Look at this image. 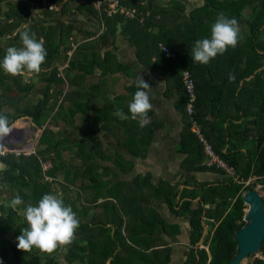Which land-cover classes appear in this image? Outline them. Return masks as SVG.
<instances>
[{
  "label": "crops",
  "instance_id": "0c3cea01",
  "mask_svg": "<svg viewBox=\"0 0 264 264\" xmlns=\"http://www.w3.org/2000/svg\"><path fill=\"white\" fill-rule=\"evenodd\" d=\"M21 1L26 0H0V27L12 20H22L9 16L11 10ZM28 1L29 17L23 20L18 29L7 35V38L11 36L10 39H3V44L0 40V45H5L7 40L16 37L21 41L19 34L28 28L39 25L53 27L58 35L65 25L72 28L71 44L77 46L74 52L80 53L76 56V64L88 70L93 64L100 65L84 78H75V72L72 73L69 90L72 98L67 105L71 109L89 106L90 113L85 114L79 107L73 125L59 121L69 131L59 137L61 140L68 138L70 141V134H75L76 140L87 139L86 136H89L87 148H90L94 158L92 165H96L86 180L84 193L79 190L80 183H68L70 190L64 191L63 177L53 178L55 192L58 191L59 197L65 196L73 201L68 205L78 214L80 225L86 224L85 227L80 226L76 237L86 235V245L91 241L96 244L97 241L108 242L110 237L116 238L117 244H124V238L130 235L135 239L134 245L140 247L146 248L153 244L160 250L171 248L170 264H184L190 248L189 221L183 216L171 213L164 198L154 192L152 184L177 185L181 193L187 187L184 185L185 181L195 188L194 180L212 183L220 178L219 174L212 171L193 172L184 167L187 155L180 153L181 142L188 133L187 124L192 122L186 111L187 104L186 107L184 104L183 90L179 88L183 71L191 69V74L198 76L204 86L199 103L204 121L213 128L227 115L228 122L236 110L230 106L231 98L222 86L231 72L230 66L235 58L248 51V39L242 34L241 27L245 22L239 23L242 36L238 45L229 48L223 55H217L207 65H202L192 60L191 49L199 38L210 37L211 27L207 31L208 25L212 26L217 17L212 14L210 17H201V20L197 16L190 20L191 13L203 6V0H140L141 4L151 1L154 9L167 10L149 34L153 37L159 35L164 39L161 43L168 46L174 54L170 59L159 49L158 42L151 49L140 50L139 56L137 47L129 40L127 33L137 39L140 37V29L128 27L126 21L113 23L110 20L106 24L94 0L91 5H86V0H42L40 7L34 6L33 0ZM47 3L54 4L56 10L49 11L45 6ZM63 38L65 40L68 37L65 35ZM174 43L181 50H173ZM85 54L88 56L86 64L82 61ZM168 60H173V66L168 65ZM66 62L67 60L58 63L57 66L62 67ZM139 74L152 87L153 110L149 112L150 123L143 128L139 126L138 120L131 118L128 120L132 122L122 120L123 125L120 122L115 123L121 121L114 115L117 108L131 116L128 104L137 90L132 82ZM32 75L24 72V79L27 81ZM251 97V94L245 95V106L252 103ZM95 111L102 121H94ZM54 123L52 129L58 135L60 128ZM91 132H99L103 137L102 141L92 143L91 137L94 135ZM152 132L153 137L149 138ZM79 161L81 162L80 159ZM55 183L58 189H55ZM179 197L180 194L178 199ZM7 205L10 206L9 203ZM119 215L123 217V224ZM20 218L23 223L26 222L23 212L20 213ZM90 224L94 227H90ZM68 247L69 245L57 249L53 264H87L80 261L68 262L65 258ZM150 252L152 248L147 251ZM33 254L40 255L41 252L36 250Z\"/></svg>",
  "mask_w": 264,
  "mask_h": 264
},
{
  "label": "trees",
  "instance_id": "16d2710c",
  "mask_svg": "<svg viewBox=\"0 0 264 264\" xmlns=\"http://www.w3.org/2000/svg\"><path fill=\"white\" fill-rule=\"evenodd\" d=\"M121 1L126 7L136 8L138 18L133 20L125 19L122 16L109 18L105 13L99 11L105 18L106 24L110 20L113 23L126 21L128 27L140 29V37H135L137 39L128 36L127 33V37H130L129 40L137 47L138 55L140 50L151 49L157 45V42L164 41L161 36L153 37L149 33H152L156 23L161 21L167 10L154 9L151 1L148 4H141L140 0ZM28 2V0L18 2L16 7L11 10L9 14L11 18L15 16L22 20H12V22L2 25L0 40L6 39L8 34L18 29L29 17ZM203 2L201 8L191 13L190 20L195 19L196 16L201 20V17H210L212 14L217 15L220 12H224L228 17L241 16L246 9H251L253 17L255 16V23L251 24L253 37L256 39L261 32H264V0H203ZM32 3L36 7L42 6V0H33ZM90 3L92 0H86V5H91ZM28 31L35 32L38 40L43 39L48 52L46 62L42 65L41 72L32 73L31 79L27 81L24 79V74L11 76L0 68V112L8 116L12 125L23 118L30 120L31 129L33 131L42 130V134L37 143L35 154L20 157L10 153L4 156L0 155V165L4 166V168H0V264L54 263L57 250L52 254L41 253L40 255L33 254L37 249L23 252L14 245L10 246L3 236L12 235L13 238H17L21 234V229L28 226L27 222L23 223L20 218V213L28 204L36 205L44 194L58 195V191L54 190V179L46 181V177L62 176L65 181L62 185L64 191L70 190L71 186L68 183L73 185L80 183L79 190L84 193L86 180L96 166L92 165L91 162L94 158L90 148H87L89 139L82 138L76 144V149L72 150L70 142L66 141L68 138L61 140L60 136L52 129V123L54 120H62L66 125H73L79 107L85 114L90 113L89 106L71 109V106L67 105V102H70L72 98L69 93L72 73L75 72V78H84L91 75L100 65L93 64L88 70L76 64V56L80 53L75 51L76 53L73 52L69 67L63 77L60 75V66L58 67L57 64L69 60L68 53L72 48L70 40L72 28L64 25L58 35L55 28H45L43 25L28 28ZM65 35L68 38L64 40L63 36ZM12 46L21 47L22 42L16 37L13 40H7L5 45H0V60L6 54V49ZM172 47L173 50H181L175 43L172 44ZM248 47L253 48V50H248L250 56L248 55L245 61L241 60V57L238 58L240 66H233L234 62L231 64V72L222 86V89H226L231 98L230 106L236 110L228 122L227 115L222 119L223 121L219 120L220 122L213 128H210L211 126L204 121L205 117L199 110L201 90L204 86L200 83L198 76L193 75L198 95L195 118L201 126L203 125L205 137L212 145L214 152L234 169L235 175L229 176L221 169L206 166L203 145L190 131L191 123L189 122L186 128L188 133L184 135L180 148V153L187 155L184 167L193 172L212 171L219 174L220 178L212 183L194 180L195 188L185 181L184 185L191 186V188L185 187L181 193L180 187L177 185L155 186L152 184L154 192L164 198V203L170 212L183 216L189 221L190 248L184 264H229L238 253L236 233L246 225L244 216L248 207L244 203V194L249 190L256 189L258 185H264V69L256 73L250 81L246 80L259 68L264 67V50H262L258 39L257 41L248 39ZM83 56L82 61L86 64L88 56L86 54ZM171 64L173 66V60H168V65L171 66ZM230 75L234 76V79H229ZM34 78H38V81H34ZM241 82H243L242 85ZM38 83L42 88L40 98L34 103L26 101L29 94L37 89ZM179 90H183L186 107L188 97L182 81ZM246 94L252 96V103L247 106L243 103ZM60 96H63L61 102H59ZM94 121H102V118L100 120L98 117L97 111L94 113ZM226 123L227 126H225ZM152 137L153 132L149 138ZM62 143L63 147H60ZM64 151H68L70 155L69 163L61 161ZM78 159L81 162H78ZM47 162L51 164V168L44 171L43 165ZM6 191L14 193V196L9 198V204L17 195L22 197L24 204L13 210L4 199ZM61 198L66 205L73 202L65 196ZM119 219L123 224V217L119 215ZM85 225L81 224L80 226L85 227ZM204 226H207L208 232L203 247H197L203 235ZM85 239L86 235H77L69 245L65 256L68 262L80 261L87 264H107L108 261L110 264H170L171 262V248L166 247L160 250L153 244L146 248L140 247L134 245L135 239L130 235L128 238H124V244H117L116 238L110 237L108 242L97 241L96 244L91 241L86 245ZM151 248L152 252L147 253ZM260 253L264 256V242Z\"/></svg>",
  "mask_w": 264,
  "mask_h": 264
},
{
  "label": "clouds",
  "instance_id": "9594fccd",
  "mask_svg": "<svg viewBox=\"0 0 264 264\" xmlns=\"http://www.w3.org/2000/svg\"><path fill=\"white\" fill-rule=\"evenodd\" d=\"M19 35L22 46L8 47L0 60V68L11 76L23 75L25 71L40 73L48 55L44 41L38 40L36 33L28 30ZM240 38L241 28L238 20L220 12L211 26L210 37L195 41L191 49L192 60L207 65L217 55H223L229 48H235ZM229 79H234V76L230 75ZM132 83L137 90L128 104L131 116L120 108L116 109L114 115L120 120H138L139 126L143 128L150 123L149 112L153 110L152 87L141 74L137 75ZM12 132L13 126L8 116L0 112V149L4 147L5 138ZM23 204L24 200L18 195L10 201L13 210ZM23 215L28 226L21 229V234L16 238L17 248L23 252L37 249L41 253L52 254L59 247L70 245L80 228L78 214L57 194H44L36 205L28 204L23 209Z\"/></svg>",
  "mask_w": 264,
  "mask_h": 264
},
{
  "label": "built area",
  "instance_id": "2783aa9c",
  "mask_svg": "<svg viewBox=\"0 0 264 264\" xmlns=\"http://www.w3.org/2000/svg\"><path fill=\"white\" fill-rule=\"evenodd\" d=\"M94 3L97 9L105 13L107 17L109 18H112L115 16H122L125 19H131V20L138 18V10L133 7L124 6L121 0H94ZM45 6L50 11H54L57 8L54 4H51V3H47L45 4ZM8 37L10 38L11 36H8ZM71 46H72L71 51L68 53L69 60L66 62L65 65L59 68L60 75L63 77H64L66 69L69 67L70 58L72 57V54L77 47L75 44H71ZM158 47L163 52L166 58L170 59L174 57V54L171 51V49L168 46H166L164 43H159ZM182 83H183L186 95L188 97L186 111H187L188 116L191 118V122H192L191 132L198 138L200 143H202L203 145L204 152L207 158V162L205 163L206 166L221 169L224 172H226L227 175L234 176L235 175L234 169L229 167L226 164V162L223 161L219 157V155H217L214 152L212 145L208 142L207 138L205 137L201 124L195 118L198 95H197V89H196V82L190 71L188 70L183 71ZM19 134L25 135L23 131H20ZM34 136H35V133L32 134V136H26V139H24L23 137L20 139H18L17 137L5 138V140L3 141L4 147L0 149V155L4 156L10 153V154H14L16 157H20L22 155L30 156V155L35 154L36 146H35V142L32 141ZM43 168H44V171H47L50 167L47 168V166H45L44 164ZM46 181H53V179L51 180V178L46 177Z\"/></svg>",
  "mask_w": 264,
  "mask_h": 264
},
{
  "label": "rangeland",
  "instance_id": "374dc122",
  "mask_svg": "<svg viewBox=\"0 0 264 264\" xmlns=\"http://www.w3.org/2000/svg\"><path fill=\"white\" fill-rule=\"evenodd\" d=\"M252 11H251V9H248L247 11H246V13H245V11H244V13H242V15L241 16H232V17H235L237 20H238V22L240 23V24H244V22H245V24L247 25H245L244 24V26H241L243 29H242V34L244 33L246 36H247V39H249V40H254V41H257V39L258 40H260V43H261V48H262V50H264V32H261L260 33V35H258L257 37H256V39L253 37V35H252V31H251V24H253V23H255V16L253 17V14L251 13ZM251 13V14H250ZM209 27L207 28V31L210 29V27H211V25H208ZM242 34H241V36H242ZM204 38V37H203ZM199 39H202V38H199ZM1 44H3V41L1 40ZM246 50H253V48L252 47H248V48H246ZM250 56V53L248 52V51H246L244 54L242 53H240L239 54V56H237V58H235V60H234V63L232 64L233 66H235V67H237L238 65H239V59L238 58H240L241 57V60H246V58H247V56ZM233 62V61H232ZM237 64V65H236ZM232 66V67H233ZM240 66V65H239ZM263 68V67H262ZM234 69V68H233ZM260 69V68H259ZM235 70V69H234ZM256 72L257 71H255V73L253 74V75H255L256 74ZM30 77V76H29ZM38 78H34V81H38L37 80ZM249 79L251 80V76L249 77ZM248 78H247V80H249ZM249 80V81H250ZM0 92H1V90H0ZM41 93H42V88H41V85L38 83V87H37V89H35L33 92H31L30 94H29V96L25 99L26 101H29V102H32V103H34V102H36L39 98H40V96H41ZM63 99V96H61V97H59V100H62ZM109 119V118H108ZM215 120H217V119H215ZM129 122H132V120H128ZM128 121H126L127 123H129ZM109 122H110V119H109ZM118 122H120V124H122L123 123V121L121 120V121H117V122H115V123H118ZM125 122V123H126ZM52 123V122H51ZM54 123V122H53ZM54 125L56 126V127H59L60 129H58V135L59 136H61L63 133H68L69 131L67 130V128L65 127V125L62 123V122H56L55 121V123H54ZM106 125H109V123L108 124H106ZM123 125V124H122ZM13 132L11 133V135L9 136V137H11V138H13V137H17L18 139H20V138H24V139H26V136H32V134H34L35 133V136L33 137V142H35V146L36 147H38L37 146V143H38V141H39V138H40V136H41V134H42V130H40V131H33L32 129H31V126H32V123H31V121L30 120H28V119H20V120H18L16 123H14L13 125ZM29 132H28V131ZM20 131H23L24 133H25V135L23 134H19V132ZM97 134H94L93 132H91L90 134L91 135H94V136H92L91 137V139L93 140L94 139V141H93V143H95V144H97V141H99V142H101L102 141V135L99 133V132H96ZM87 137V139H89V136H86ZM97 137V138H96ZM77 139V137H76V135L74 134H70L69 135V142H70V146H71V148H72V150H75L76 149V144L77 143H79L80 142V139H78V140H76ZM66 141H68V140H66ZM92 144V143H91ZM60 147H63V143L60 145ZM63 160H61V161H63L62 163H69V160L71 159L70 158V155H69V153H68V151H64L63 152ZM79 160V159H78ZM207 162V158L205 159V163ZM61 163V164H62ZM75 164H77V163H75ZM45 166H47V168H51V164L49 163V162H47V163H45ZM0 168L2 169V168H4V166L3 165H0ZM219 178V177H218ZM217 178V179H218ZM53 179V178H52ZM51 179V180H52ZM249 183V182H248ZM248 185V184H247ZM57 184L55 183V189H58L57 187ZM187 188H191V186H187ZM255 190H257L263 197H264V185H258L257 186V188L255 189ZM11 196H14V193L13 192H10V191H6V193L4 194V199H6V202L7 203H9V198L11 197ZM5 202V203H6ZM248 207V206H247ZM130 218H131V216H130ZM90 227L91 226H93V224H90L89 225ZM94 227V226H93ZM3 239H5V240H7L9 243H10V246L12 245H14V246H17V241H15L16 240V238H13L12 237V235H4L3 236ZM12 254V253H11ZM181 263V262H180ZM56 264V263H55ZM174 264H176V262H174ZM178 264H179V262H178ZM242 264H264V256L261 254V253H259V254H257V255H251V256H249Z\"/></svg>",
  "mask_w": 264,
  "mask_h": 264
},
{
  "label": "water",
  "instance_id": "95a60500",
  "mask_svg": "<svg viewBox=\"0 0 264 264\" xmlns=\"http://www.w3.org/2000/svg\"><path fill=\"white\" fill-rule=\"evenodd\" d=\"M263 69L264 67L258 69L257 72ZM254 76L252 75L251 79ZM243 199L245 205L248 206L244 216L246 225L236 233L238 253L229 264H242L249 256L259 254L264 242V197L257 190L253 189L247 191ZM207 232L208 228L204 226V232L197 247H203Z\"/></svg>",
  "mask_w": 264,
  "mask_h": 264
}]
</instances>
